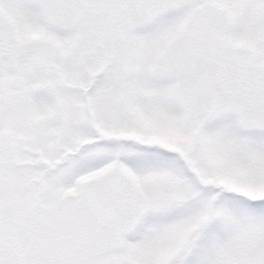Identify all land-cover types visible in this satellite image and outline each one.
<instances>
[{
  "label": "snow or ice",
  "instance_id": "obj_1",
  "mask_svg": "<svg viewBox=\"0 0 264 264\" xmlns=\"http://www.w3.org/2000/svg\"><path fill=\"white\" fill-rule=\"evenodd\" d=\"M0 264H264V0H0Z\"/></svg>",
  "mask_w": 264,
  "mask_h": 264
}]
</instances>
